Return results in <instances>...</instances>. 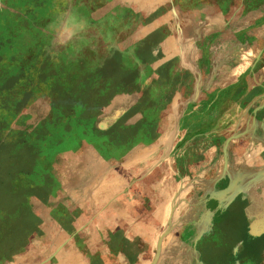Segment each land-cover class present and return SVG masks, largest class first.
Wrapping results in <instances>:
<instances>
[{"label": "rangeland", "instance_id": "obj_1", "mask_svg": "<svg viewBox=\"0 0 264 264\" xmlns=\"http://www.w3.org/2000/svg\"><path fill=\"white\" fill-rule=\"evenodd\" d=\"M163 27L185 53L199 48L201 67L208 65L206 72L201 68V89L209 73L216 86L209 96L215 104L200 112V119L210 118L211 123L187 143L184 157L165 154L175 148V131L180 134L176 113L190 94L182 101L175 97L173 109L161 112L164 137L170 138L163 146L125 153L81 148L70 164L53 159L47 166L70 217L98 209L106 218L117 213L155 219L168 205L167 212L182 219L183 233L166 237L172 223H162L150 260H160L162 244L173 249L162 261L199 260L201 244L224 242L219 226H248L250 214L264 209L257 200L264 170L239 172L230 138L219 137L256 128L264 132V0H0V151L6 144L39 139L63 98L105 68L113 48L127 47ZM223 85L229 86L226 91L219 88ZM200 96L206 97L202 91ZM186 112L190 109L181 114ZM223 118L225 125L220 124ZM214 148L215 155H203ZM81 225L90 229L95 222L77 223ZM252 234L254 241L264 237V224L255 223ZM103 237L98 243L107 244ZM88 242L95 244L96 239ZM143 242L139 240L144 250ZM232 247L227 259L239 262L233 249L243 245ZM257 261L250 253L248 263Z\"/></svg>", "mask_w": 264, "mask_h": 264}, {"label": "crops", "instance_id": "obj_2", "mask_svg": "<svg viewBox=\"0 0 264 264\" xmlns=\"http://www.w3.org/2000/svg\"><path fill=\"white\" fill-rule=\"evenodd\" d=\"M198 49L192 47L190 54L185 53L164 27L127 47L113 48L108 65L63 98L39 139L6 144L1 149L0 264H249L250 253L256 256L257 264H264V237L256 241L251 238L255 223L256 227L264 224V209L250 214L246 219L251 222L248 226L228 223L219 226L224 242L201 244L199 260L162 261V257L173 250L162 244L161 258L155 262L150 260L154 251L152 240L160 234L162 223L168 220L172 223L173 228L166 237L183 233L182 219L175 215L173 218L167 212L168 205L165 214L155 219L146 214L121 216L117 213L107 215V219L98 209L95 214L70 217L65 203L60 201L58 180L47 166L53 159L70 164L81 148H106L114 153H125L137 147L163 146L170 138L164 137L161 112L173 109L175 97L182 101L185 94H190L185 99V108L190 109V113L181 114L185 109L182 102L175 118L180 134L175 131V148L165 154L166 157H184L185 147L196 139L200 128L206 122L211 123L210 118L200 119V112L215 104L209 97L216 91L212 84L213 73H209L201 89V68L206 72L208 65L201 67ZM206 63L210 64L208 60ZM248 67L245 64L244 68ZM209 69L212 71L213 65ZM227 87L219 88L226 91ZM201 91L206 97L201 98ZM226 119L220 124H227ZM219 137L230 138V148L235 150L233 162L239 172L244 168L258 170V173L264 170L262 128L246 134L223 133ZM179 144L182 148L177 150ZM206 154L215 155L216 149L203 153ZM260 188L263 193L262 197L257 195V200L264 207V177L257 189ZM212 190L211 198L215 187ZM84 221L95 222L94 229L77 226ZM108 223H112L109 231L105 230L109 229ZM104 234L108 243H98L97 239ZM93 238L95 244L88 242ZM140 239L146 241L144 250ZM239 243L243 249H233ZM231 246L239 254V262L227 259V249Z\"/></svg>", "mask_w": 264, "mask_h": 264}]
</instances>
